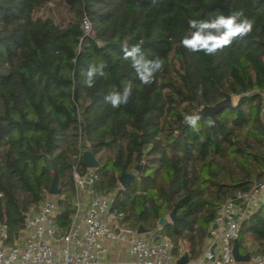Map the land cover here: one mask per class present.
<instances>
[{
	"label": "trees",
	"instance_id": "16d2710c",
	"mask_svg": "<svg viewBox=\"0 0 264 264\" xmlns=\"http://www.w3.org/2000/svg\"><path fill=\"white\" fill-rule=\"evenodd\" d=\"M48 4L46 15L35 14ZM239 9L253 31L223 52L206 56L180 45L189 18ZM125 43L164 60L151 85L123 60ZM99 62L107 74L87 88L86 72ZM129 81L128 104L104 102ZM263 90L264 0H0V223L7 242L53 181L65 195L58 220L68 227L73 165L85 171L78 157L89 149L100 162L96 189L114 193L124 225L157 229L175 209L178 218L161 233L177 245L176 256L183 242L197 258L220 205L264 182ZM226 93L233 104L214 116L199 113V133L183 122ZM123 172L134 174L127 188ZM238 240L242 253L264 256V201L242 222Z\"/></svg>",
	"mask_w": 264,
	"mask_h": 264
},
{
	"label": "built area",
	"instance_id": "2783aa9c",
	"mask_svg": "<svg viewBox=\"0 0 264 264\" xmlns=\"http://www.w3.org/2000/svg\"><path fill=\"white\" fill-rule=\"evenodd\" d=\"M83 26L90 30L88 20ZM262 97L264 121V90ZM95 169L81 171L78 162L73 165V213L68 227H61L58 220L65 195L49 191L26 212L25 227L13 243L7 242V226L0 223V264H109L114 254L130 256L129 264H178L181 256L188 255L183 242L178 246L180 256L174 254L177 245L161 233L160 225L143 233L124 225L125 215L115 207L114 193L96 189ZM263 199L264 182L222 203L209 225L201 254L185 264H264L263 255L251 256L246 262L236 261L233 255L242 222L260 208Z\"/></svg>",
	"mask_w": 264,
	"mask_h": 264
},
{
	"label": "clouds",
	"instance_id": "9594fccd",
	"mask_svg": "<svg viewBox=\"0 0 264 264\" xmlns=\"http://www.w3.org/2000/svg\"><path fill=\"white\" fill-rule=\"evenodd\" d=\"M188 31L182 36L180 45L189 53H203L206 56H214L232 46L237 39L247 37L254 27V21L245 15L243 9L232 11L230 14L219 13L211 19L189 18ZM143 42H141L142 44ZM123 60L130 61L131 67L136 73L142 85H151L156 74L163 71L164 60L157 55L154 59L146 57L140 44L131 48L127 43L122 45ZM107 64L99 62L89 66L86 72L84 85L94 88L97 78L106 76ZM198 95L203 94V89L197 90ZM133 94V84L129 81L119 90L113 89L104 96V102L113 109L129 103ZM201 109L200 111H202ZM202 116L198 113L185 114L183 122L194 132L199 133ZM209 127L214 126L212 117L207 118Z\"/></svg>",
	"mask_w": 264,
	"mask_h": 264
},
{
	"label": "water",
	"instance_id": "95a60500",
	"mask_svg": "<svg viewBox=\"0 0 264 264\" xmlns=\"http://www.w3.org/2000/svg\"><path fill=\"white\" fill-rule=\"evenodd\" d=\"M232 104H233V96L229 93H226L225 97L222 100H220L219 102H217L214 105H203L199 109L198 112L204 113L206 115L214 116L220 108L225 107V106H230ZM201 109H203V110L200 111ZM83 163H84L85 167H87V168H98L100 166L99 160L96 158L95 154L89 149H87L83 152ZM133 178H134L133 173L123 172L119 177V182L123 188H127L130 185ZM49 192L51 194H59L60 193V188L57 186V183L55 181H53V183L51 184ZM177 218L178 217L176 216L175 209H173L169 213V215L161 217L159 219V225L161 227H165L169 222L174 223ZM146 231H147V229H145L142 225L139 226V228H138L139 233H143ZM233 255L235 257V260L238 262H246V261H249L251 259L250 253H242L240 251L238 239H235L233 242ZM188 259H189L188 255H184L183 257H181L177 261V263L178 264H185L188 261Z\"/></svg>",
	"mask_w": 264,
	"mask_h": 264
},
{
	"label": "rangeland",
	"instance_id": "374dc122",
	"mask_svg": "<svg viewBox=\"0 0 264 264\" xmlns=\"http://www.w3.org/2000/svg\"><path fill=\"white\" fill-rule=\"evenodd\" d=\"M50 6H51V4H48L47 6H44V7L40 8V9L36 10L35 14L37 16H44V15H46L47 14V10H48V8ZM242 250L244 251V249H242ZM110 259H111V263H109V264H117V260L118 261H124L127 264L131 263V257L128 256V255H124V257L118 258L116 256V254H114Z\"/></svg>",
	"mask_w": 264,
	"mask_h": 264
},
{
	"label": "crops",
	"instance_id": "0c3cea01",
	"mask_svg": "<svg viewBox=\"0 0 264 264\" xmlns=\"http://www.w3.org/2000/svg\"><path fill=\"white\" fill-rule=\"evenodd\" d=\"M263 201H264V199H263Z\"/></svg>",
	"mask_w": 264,
	"mask_h": 264
}]
</instances>
